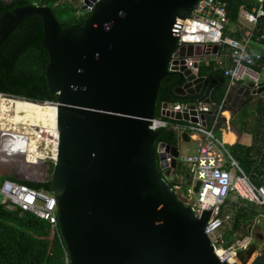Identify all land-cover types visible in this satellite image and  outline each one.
<instances>
[{
	"label": "water",
	"instance_id": "95a60500",
	"mask_svg": "<svg viewBox=\"0 0 264 264\" xmlns=\"http://www.w3.org/2000/svg\"><path fill=\"white\" fill-rule=\"evenodd\" d=\"M89 2L82 0L81 9ZM198 2L98 0L82 26L65 29L49 6H21L0 16V45L26 19H42L46 80L57 101L0 98L57 108L51 195L69 264H220L204 233L211 210L196 217L168 184L179 172L188 174L187 183L190 167L179 160L176 145L156 143L157 130L149 128L165 79H175L174 102L212 103L216 79L192 76L183 62L168 71L182 24ZM217 50L214 45L212 53ZM184 52L192 57L193 47ZM240 90L259 96L264 84L255 89L244 81ZM14 138L3 136L0 157L19 162L20 171L35 179L24 167L37 165L26 163L23 152L7 151ZM181 139L189 137L183 132ZM167 154L169 168L162 172ZM236 259L264 264V236L236 252Z\"/></svg>",
	"mask_w": 264,
	"mask_h": 264
},
{
	"label": "built area",
	"instance_id": "2783aa9c",
	"mask_svg": "<svg viewBox=\"0 0 264 264\" xmlns=\"http://www.w3.org/2000/svg\"><path fill=\"white\" fill-rule=\"evenodd\" d=\"M97 1L90 0L85 10L81 9V1L80 10L76 15L91 13ZM263 16L264 0L242 2L239 6L238 22L247 26L243 29L238 25L230 28L224 0H199L182 24L168 71L174 72V69L180 67V63L183 62L191 75L199 78V68H209L213 64L214 71H218L228 83L242 84L249 81L257 89L260 84H264V58L258 52L248 56V51L252 45L260 43L258 38L253 37V30ZM189 45L193 47V56L187 58L185 52L184 56H181V49H186ZM214 45L218 46L216 53H212ZM260 97L264 102V92ZM222 103V100L218 104L213 102L190 104L177 101L171 104L164 103L158 115L150 119L149 128L152 130L173 128L180 134L185 132L190 139L197 142V151L184 156L181 160L190 167L191 181L187 194L183 195L179 185L171 186L172 190L186 206L192 208L196 217L201 216L204 211L211 210L204 233L208 236L219 263L239 264L236 252L245 248L248 243L242 247L225 246L219 232L227 218L220 215V209L230 193L264 208V186H257L252 182L239 163L229 154L220 136L214 134L215 130L219 132V126L216 125ZM177 114L180 115V119L176 118ZM184 115L187 116L186 119ZM42 162L44 161H40ZM159 163L162 165V162ZM166 164L167 166L161 169L162 172L169 168L168 154ZM197 181L201 183L199 192L193 193L192 188ZM194 194L196 198L189 197ZM0 206L8 211L20 210L35 215L49 225L50 236H56L63 243L58 228L56 200L50 193L4 180L0 182ZM63 250L64 264H69L64 243Z\"/></svg>",
	"mask_w": 264,
	"mask_h": 264
},
{
	"label": "trees",
	"instance_id": "16d2710c",
	"mask_svg": "<svg viewBox=\"0 0 264 264\" xmlns=\"http://www.w3.org/2000/svg\"><path fill=\"white\" fill-rule=\"evenodd\" d=\"M224 1L227 6L228 22L236 24L239 19L240 4L251 0ZM38 2H40L39 6H49L52 9L63 29L82 26L90 15V13L76 15L77 11L80 10L79 0H38ZM33 4H35V0H10L6 3L0 1V16L5 11ZM253 37L258 38L260 43L251 46L248 56H253V53L258 52L264 58V16L258 20L253 30ZM42 40V19L32 17L19 24L0 45V93L40 103L57 101L58 94L50 93L46 80L49 55L43 46ZM198 77L209 80L216 79L215 88L211 93V101L213 104L221 102L228 81L218 71H214L213 64L209 68L200 67ZM174 81L175 79L168 78L161 83L155 105L156 115H158L162 104L174 102L170 98V86ZM48 106V104L37 105L11 99L2 100L0 117L3 112L2 108L8 109L7 114H11V116L7 122L0 120V134L6 133L25 137L28 140L26 157L27 162L30 164H37L42 160L54 161L56 157V118L53 114H50L51 109ZM258 106L264 108L262 99ZM10 110L13 112L10 113ZM50 121L53 123L49 124ZM41 122H46V124L40 125ZM252 130L253 128L249 130L250 134ZM245 132L248 131L245 130ZM157 133L156 142L162 141L177 146L178 135L173 128H160ZM218 133L217 130L214 131L216 136H218ZM259 134H262L261 131H258L255 135ZM232 138L234 140L235 137L232 135ZM1 146L3 145L1 144L0 148ZM225 146L246 175L250 176L254 171L263 173V178L252 179L255 180L254 183L257 186L264 184V156L261 155V148L254 146V143L251 146L239 143L231 146L226 144ZM258 154L261 156L259 157ZM52 169L53 165L51 164L50 173H52ZM4 180L51 194V178L43 183H38L20 180L12 172H9L7 175L1 176L0 182ZM190 181L191 176L186 183L189 186ZM168 184L170 186L178 185L174 182V179L168 181ZM223 205L220 209V215L223 214ZM245 215H247V211L242 210L235 217V223L232 225L233 231L242 228L239 220L241 221ZM49 230V225L33 214L20 210L8 211L0 206V264H64L63 243L56 236L51 237Z\"/></svg>",
	"mask_w": 264,
	"mask_h": 264
},
{
	"label": "crops",
	"instance_id": "0c3cea01",
	"mask_svg": "<svg viewBox=\"0 0 264 264\" xmlns=\"http://www.w3.org/2000/svg\"><path fill=\"white\" fill-rule=\"evenodd\" d=\"M2 1L8 2L10 0H2ZM234 25H238V27H240L241 29L245 27L240 22ZM227 86H229L230 89L228 90L227 94H224V97L222 99L223 103L221 108V114L219 116V121L216 125L219 126L218 136H220L223 144L225 145L227 144L230 146L234 145L235 143H239L245 146H251L254 143V146H256L257 148H261V155L264 156V108L258 106L261 100L260 95L253 96L249 94L246 96L245 93L240 90L241 84L238 83H228ZM251 128H253V130L252 133L250 134L249 130H251ZM245 130H247L248 132L246 133ZM258 131H261L262 134L255 135ZM227 132L233 133L235 135L236 140L234 142L228 143L223 141L222 135ZM4 135H6V133L0 134V136H4ZM7 135H11V134H7ZM11 136H14L16 139H19L15 135H11ZM7 151L20 152V149L7 147ZM261 155H259V157ZM248 177L249 178L251 177L250 179L254 183L255 180H253L252 178H256V180L261 179L263 178V173H257L254 171L251 173L250 176L248 175ZM261 186H264V184H262ZM226 201L227 202L223 205L222 213L227 218L226 219L227 221L231 219L230 225L226 233L222 231L224 227L219 232V234L222 236V238L225 241V246L242 247L247 243L249 245L257 241V239L259 240L260 235L264 236V224L262 221L264 214L263 213L260 214L259 212L257 213L255 209L256 206L257 207H262V206L254 204L236 195L235 198H233L232 200L227 199ZM227 205L231 206V210L229 211L227 210L226 207ZM242 210L247 211V215L243 216L241 221L239 220L242 228H240L238 231L235 230L233 231L232 225H234L235 223V217L238 216L239 212ZM239 233L241 234V237L236 238V240L238 241H235L234 243L233 242L230 243V241H228V243L226 242V237H228L229 240V238L232 235L236 236V234ZM234 236L232 237L234 238ZM255 256L256 254L251 259L250 263L253 262Z\"/></svg>",
	"mask_w": 264,
	"mask_h": 264
},
{
	"label": "rangeland",
	"instance_id": "374dc122",
	"mask_svg": "<svg viewBox=\"0 0 264 264\" xmlns=\"http://www.w3.org/2000/svg\"><path fill=\"white\" fill-rule=\"evenodd\" d=\"M82 0H79V4L81 3ZM40 2H38V0H35V4H39ZM244 26H247L245 23H242ZM235 25L234 24H230V28L234 27ZM7 110V111H6ZM2 115L0 117V120L1 121H5L7 122L8 119L10 118L11 114H7L9 112L8 109H3L2 108ZM13 112L10 110V113ZM0 121V122H1ZM52 121V120H51ZM48 122L49 124H52L53 122ZM56 122V121H55ZM46 122H41L40 125H45ZM56 125H57V122H56ZM44 127V126H42ZM229 134L233 135L235 137V135L233 133H230ZM177 147L179 149V160H183V157L189 155V154H193L197 151V148H198V145H197V142L190 139L188 141H184L181 139V134L177 132ZM11 136V135H9ZM46 137H47V133H46ZM16 139V138H14ZM26 139V138H25ZM0 140H2L1 143L3 146H5L4 144V140L6 139H3V136H0ZM235 140H236V137H235ZM25 141H27V148H28V140L26 139ZM25 141L23 139H17L16 140V143H12V145L9 144V147L8 148H19L20 151L23 150L25 148ZM27 148H26V151H27ZM0 151H1V148H0ZM44 161V160H42ZM53 161L51 160H47V161H44L42 163L38 162L37 163V166L34 167V168H27V167H24V169H27V171L29 172H32V174L36 177L35 181H46L48 180L49 178H51V173H50V168H51V164H52ZM21 166V164L17 161H5V162H2L0 161V180H1V176L2 175H7L9 172H12L14 173L15 171L14 170H17V167ZM22 177V176H21ZM19 177V178H21ZM25 178V177H24ZM174 182H176V184L180 185L181 186V192L183 193V195H186L187 194V189L190 188V186L188 184H186L185 182H182L180 180H177V179H174ZM191 198H196V194H194V196H189ZM233 198H235V195L230 193L229 196H228V200H232ZM227 210H231V206L227 205ZM256 211L257 213L259 212L260 214H264V208L262 207H257L256 206ZM234 210V209H233ZM222 217H225L224 214H222ZM230 220L229 219L227 221V223L225 222V225H224V228L222 231H224L226 233V231L228 230V227L230 225ZM262 221H263V224H264V217L262 218ZM216 235V233L214 234ZM234 236V235H232ZM230 237L229 240H228V237H226V242L228 243V241L231 242H235V241H238L236 240V238H240L241 237V234H236V236L233 237ZM256 242V241H255Z\"/></svg>",
	"mask_w": 264,
	"mask_h": 264
},
{
	"label": "bare ground",
	"instance_id": "6f19581e",
	"mask_svg": "<svg viewBox=\"0 0 264 264\" xmlns=\"http://www.w3.org/2000/svg\"><path fill=\"white\" fill-rule=\"evenodd\" d=\"M4 98H0V100H1V105H0V107H2V100H3ZM37 105H43V104H37ZM49 106V109H51L50 110V114H53L54 116H55V118H56V122H57V108H56V106H54V105H52V104H48ZM16 136V135H15ZM223 141L224 142H228V143H232V142H234L235 141V138H234V140H233V138H232V135L231 134H229V132H227V133H224L223 135ZM20 140L21 139H23L24 141L26 140L25 139V137H23V136H17ZM25 145V148L23 149V150H21L20 152H23L24 154H25V156H26V148H27V141H25V143H24ZM25 159H26V163H28L27 162V157H25ZM30 164V163H29ZM34 165H37V164H34ZM218 253H220V251H218Z\"/></svg>",
	"mask_w": 264,
	"mask_h": 264
},
{
	"label": "flooded vegetation",
	"instance_id": "af4514ba",
	"mask_svg": "<svg viewBox=\"0 0 264 264\" xmlns=\"http://www.w3.org/2000/svg\"><path fill=\"white\" fill-rule=\"evenodd\" d=\"M1 2L3 3H6L4 1L1 0ZM5 95H9V94H5ZM9 96H12V95H9ZM157 143V142H156ZM156 145V144H155ZM0 161L2 162H5V161H8V160H5L3 159V157H0ZM15 172L13 173L18 179L20 180H26V181H34L33 180V177L30 176L27 172H21L20 171V167H17V170H14ZM22 176V177H21ZM186 176H188V174L186 172H179L178 174V177L177 178H174V179H177V180H180L182 182H185L186 180ZM190 176V174H189ZM21 177V178H19ZM25 177V178H24Z\"/></svg>",
	"mask_w": 264,
	"mask_h": 264
},
{
	"label": "clouds",
	"instance_id": "9594fccd",
	"mask_svg": "<svg viewBox=\"0 0 264 264\" xmlns=\"http://www.w3.org/2000/svg\"><path fill=\"white\" fill-rule=\"evenodd\" d=\"M190 177V176H189Z\"/></svg>",
	"mask_w": 264,
	"mask_h": 264
}]
</instances>
